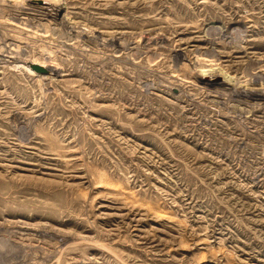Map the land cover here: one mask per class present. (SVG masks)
<instances>
[{"label":"rangeland","instance_id":"1","mask_svg":"<svg viewBox=\"0 0 264 264\" xmlns=\"http://www.w3.org/2000/svg\"><path fill=\"white\" fill-rule=\"evenodd\" d=\"M34 1L0 0V264H264V0Z\"/></svg>","mask_w":264,"mask_h":264},{"label":"bare ground","instance_id":"2","mask_svg":"<svg viewBox=\"0 0 264 264\" xmlns=\"http://www.w3.org/2000/svg\"><path fill=\"white\" fill-rule=\"evenodd\" d=\"M33 2H35L34 0H33ZM37 4V3H36ZM36 4H34V3H32V4H30V7H29V9H36V6L37 7H41V6H43V7H41V9H46L47 11H50V12H52V11H54V12H58L60 9H58V7H60V8H62V6H60V4H57V6L56 7H53L52 6V8H48V7H44V2L43 3H41V6H40V4H38V5H36ZM33 64H35V63H33ZM30 68H32L31 66H30ZM181 69V68H180ZM212 69V68H211ZM34 70V69H33ZM207 70V69H206ZM35 71V70H34ZM208 71V70H207ZM215 71V70H214ZM186 72V71H185ZM214 73H216V72H207L206 73V71H204V74H202V75H200L199 77L202 79V80H204V81H207L208 83H211V84H215L216 82H217V80H219V76H218V74L217 75H214ZM198 77V78H199ZM206 82V83H207Z\"/></svg>","mask_w":264,"mask_h":264},{"label":"water","instance_id":"3","mask_svg":"<svg viewBox=\"0 0 264 264\" xmlns=\"http://www.w3.org/2000/svg\"><path fill=\"white\" fill-rule=\"evenodd\" d=\"M30 66L32 69H34L36 72L41 73V74H48L50 71L47 67L44 65L38 64V63H31Z\"/></svg>","mask_w":264,"mask_h":264}]
</instances>
